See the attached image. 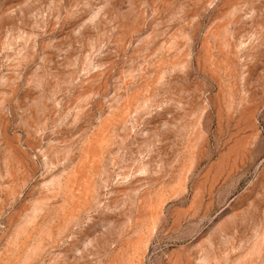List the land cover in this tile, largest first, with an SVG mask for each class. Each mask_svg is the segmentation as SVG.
I'll return each instance as SVG.
<instances>
[{
    "label": "rangeland",
    "instance_id": "rangeland-1",
    "mask_svg": "<svg viewBox=\"0 0 264 264\" xmlns=\"http://www.w3.org/2000/svg\"><path fill=\"white\" fill-rule=\"evenodd\" d=\"M0 264H264V0H0Z\"/></svg>",
    "mask_w": 264,
    "mask_h": 264
}]
</instances>
